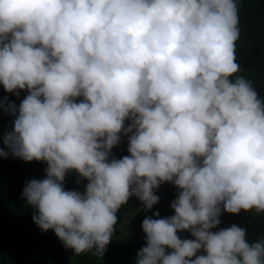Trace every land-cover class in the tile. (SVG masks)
Instances as JSON below:
<instances>
[{
    "label": "clouds",
    "instance_id": "1",
    "mask_svg": "<svg viewBox=\"0 0 264 264\" xmlns=\"http://www.w3.org/2000/svg\"><path fill=\"white\" fill-rule=\"evenodd\" d=\"M237 0H0V159L44 162L32 220L103 257L130 199L148 212L135 264H264V238L219 227L264 213V98L237 63ZM21 91L27 94L20 99ZM128 140L127 155L112 149ZM69 172L83 191L67 189ZM189 232V238L180 233Z\"/></svg>",
    "mask_w": 264,
    "mask_h": 264
},
{
    "label": "trees",
    "instance_id": "2",
    "mask_svg": "<svg viewBox=\"0 0 264 264\" xmlns=\"http://www.w3.org/2000/svg\"><path fill=\"white\" fill-rule=\"evenodd\" d=\"M239 14L240 38L236 42L237 63L241 72L253 82L254 87L264 98V0H237ZM27 93L21 91L20 99ZM19 103L14 94L3 92ZM11 117H0V127L7 129ZM128 140L121 137V143L112 149L117 158L127 155ZM44 162H25L18 158L0 159V264H135L137 251L144 245L145 236L141 222L150 212L140 210V202L133 197L118 212L121 224L127 214L134 213L128 221L126 230L129 240L118 243L113 240L107 246L103 257L98 258L91 253L75 256L52 230L41 231L33 222V209L21 198L24 183L30 179H43ZM77 174L69 172L65 180L67 189L83 191L86 180L77 183ZM163 184L157 190L160 194ZM178 194V189L171 184L168 188V202L161 217L170 216L173 210L170 203ZM219 227H227L233 223L244 226L248 230L249 241L264 238V213L241 211L239 215L224 213ZM189 238V232L180 233Z\"/></svg>",
    "mask_w": 264,
    "mask_h": 264
},
{
    "label": "rangeland",
    "instance_id": "3",
    "mask_svg": "<svg viewBox=\"0 0 264 264\" xmlns=\"http://www.w3.org/2000/svg\"><path fill=\"white\" fill-rule=\"evenodd\" d=\"M171 185V183H163L162 190L160 191L159 197L160 201L157 205L153 207L151 211H148L150 213L159 210L160 215L163 214L165 211L167 202H168V188ZM134 213L127 214L124 219L122 220L121 224L116 228V232L113 235V240L118 243H126L129 240V236L126 230L127 224L129 219Z\"/></svg>",
    "mask_w": 264,
    "mask_h": 264
}]
</instances>
